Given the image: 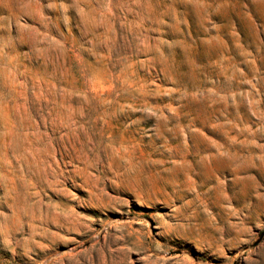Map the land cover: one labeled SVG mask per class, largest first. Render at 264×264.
Here are the masks:
<instances>
[{
    "label": "rangeland",
    "instance_id": "obj_1",
    "mask_svg": "<svg viewBox=\"0 0 264 264\" xmlns=\"http://www.w3.org/2000/svg\"><path fill=\"white\" fill-rule=\"evenodd\" d=\"M0 264H264V0H0Z\"/></svg>",
    "mask_w": 264,
    "mask_h": 264
}]
</instances>
